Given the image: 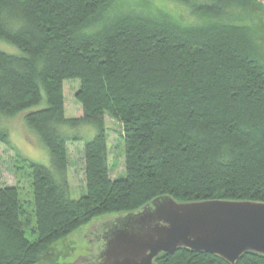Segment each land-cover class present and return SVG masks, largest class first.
<instances>
[{
	"label": "trees",
	"instance_id": "16d2710c",
	"mask_svg": "<svg viewBox=\"0 0 264 264\" xmlns=\"http://www.w3.org/2000/svg\"><path fill=\"white\" fill-rule=\"evenodd\" d=\"M109 1L0 0V39L22 51L0 50V113L16 114L44 96L45 107L28 111L25 120L51 161L47 167L16 155L33 192L31 239L18 189L0 186V264H36L50 245L94 218L135 211L161 195L264 202V59L257 30L249 23H174L134 13L101 23ZM178 1L218 18L231 5L244 10L255 2ZM75 78L79 119L67 118L64 108L63 81ZM106 115L122 128L120 178L109 175ZM81 121L93 123L96 133L83 146L86 192L72 198L63 126ZM0 140H6L2 132ZM154 262L229 264L185 248ZM235 264H264V255L245 253Z\"/></svg>",
	"mask_w": 264,
	"mask_h": 264
},
{
	"label": "rangeland",
	"instance_id": "374dc122",
	"mask_svg": "<svg viewBox=\"0 0 264 264\" xmlns=\"http://www.w3.org/2000/svg\"><path fill=\"white\" fill-rule=\"evenodd\" d=\"M263 4L250 3L249 7L242 9L238 5H231L221 18L199 15L191 5L178 0H111L102 9L99 22L103 23L112 16L122 13H134L153 16L174 23H209L214 21L229 22L234 25L249 23L250 30H257L260 42L258 55L264 59V8ZM263 8V9H262ZM253 20L248 19V15ZM0 50L10 54H21L22 51L15 45L0 39ZM80 83L78 79L63 81V95L65 116L79 119L83 115L81 103L78 99ZM46 100L43 96L41 102L28 109L13 115L0 113V132L5 134L6 140H0V186H14L18 189L19 197L24 205V220L22 226L28 234L34 226V212L31 207L33 192L30 184L29 173L25 168H20L16 155H20L33 162L51 167L48 148L43 145L37 134L25 120V114L30 110L45 107ZM108 142L109 175L111 178H120L125 175L124 150L120 133L121 124L105 116ZM63 133L67 139V187L72 198H78L86 192V176L84 163V142L92 139L96 133L93 123L79 122L76 125L63 126ZM74 137L78 139H73ZM58 177V175L55 173ZM114 216V215H112ZM111 217V216H109ZM103 217L94 218L85 226L80 227L65 238L50 245L36 264H71L80 256L89 253L92 241L90 240V227L101 221Z\"/></svg>",
	"mask_w": 264,
	"mask_h": 264
},
{
	"label": "water",
	"instance_id": "95a60500",
	"mask_svg": "<svg viewBox=\"0 0 264 264\" xmlns=\"http://www.w3.org/2000/svg\"><path fill=\"white\" fill-rule=\"evenodd\" d=\"M90 232L89 253L71 264H156L159 254L180 248L235 264L245 253L264 255V202H181L161 195L135 211L103 218Z\"/></svg>",
	"mask_w": 264,
	"mask_h": 264
}]
</instances>
